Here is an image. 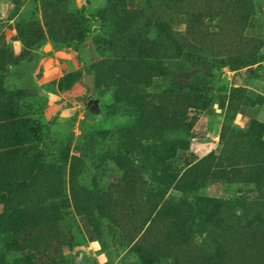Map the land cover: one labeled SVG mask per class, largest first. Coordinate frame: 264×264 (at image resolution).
I'll use <instances>...</instances> for the list:
<instances>
[{"label": "rangeland", "instance_id": "rangeland-1", "mask_svg": "<svg viewBox=\"0 0 264 264\" xmlns=\"http://www.w3.org/2000/svg\"><path fill=\"white\" fill-rule=\"evenodd\" d=\"M132 88L190 94L181 124L141 122ZM237 130L264 142V0H0V264H176L160 218L145 231L167 200L192 206L188 262L264 243V172H227L256 158ZM209 152L223 165L183 172ZM228 204L241 226H212Z\"/></svg>", "mask_w": 264, "mask_h": 264}, {"label": "trees", "instance_id": "trees-1", "mask_svg": "<svg viewBox=\"0 0 264 264\" xmlns=\"http://www.w3.org/2000/svg\"><path fill=\"white\" fill-rule=\"evenodd\" d=\"M166 10L171 8L170 4H166ZM135 11L131 10L128 14H132L131 17L135 16ZM161 34L163 36L164 41L166 42L167 46L170 47V51L173 52V54H179L181 53L180 44L185 40V34H183L179 30H175L172 28L170 24L163 23L161 27ZM87 30L81 31L76 35L75 40L77 42L82 41L86 37ZM127 58H130L131 62H133L134 67L137 68V64L139 63L137 55L133 54V56H129ZM134 86V82L131 83ZM135 87V86H134ZM131 102L133 103L136 110V117H139L141 122H148L147 120H150L151 123H159L162 125V127L168 125L169 122L173 121L178 125L181 124V121L185 115V106H187L190 102V94L188 93H182L178 92L176 90H168L166 95L160 99L158 103H154L148 99V97L140 92L138 89H131ZM177 101H182L183 107L176 112L173 109L172 103H175ZM143 122V123H144ZM165 126V127H166ZM35 133L37 134V137L40 139L39 130L37 128L34 129ZM165 130V128H164ZM240 137L243 136L244 139L248 140V144H251L249 148H251L252 145L257 144L256 146V158H253L250 161H244L241 159H234L232 162H230V168L228 169V174L230 173H238L242 176H250L254 173H263L264 172V142L260 141L259 139H251L249 138L248 134L245 132H242L240 130H237L236 132ZM223 157L221 155H214L213 153L209 152L202 156L198 161L195 163L189 164L186 166V169H184L185 174H189L195 169H200V171L204 170V168H200L202 166H208L210 169V166L218 167L220 165H223ZM188 168V169H187ZM184 174V176H185ZM121 184V183H119ZM256 184H258L256 182ZM193 185H195L193 183ZM119 189V185H116ZM10 188H4L2 192H0V197L4 196L5 193H9ZM209 201V200H206ZM217 202V201H216ZM225 202V201H224ZM219 215V213H218ZM214 219L210 218L209 222L213 225H216L217 219L220 220V228L224 226V228L236 226H241V215H235L234 211L232 209V206L230 204L225 207L224 211H220V215L218 218H216V213H213ZM194 215L192 213V206L190 202H186L184 200H179L177 202L167 200L165 202H162L160 204V208L155 212L154 216L150 218V213L146 215V219L150 218L148 226L145 228V231L149 229L152 222H155L158 218V223L160 226H158L163 234L162 238L165 237L166 244H165V251L168 255H170V258L175 259L176 264H199L197 262H188L186 259L187 253L192 252L190 243V236H189V230L193 227ZM216 233V232H215ZM144 234L140 235L137 240L141 241ZM212 238V241L214 243H220L224 241V236L221 234V232H217L214 234ZM246 239L244 237L234 236V237H226L224 242H226V245H228V251H227V263L226 264H241L239 260H234L232 257L233 254V247L239 246L240 243H242V247L249 242L250 246L254 249L251 253V255H248L249 260L252 259V255L256 254V262L255 264H264V243H259L255 240H243ZM179 242V245L177 242ZM242 241V242H241ZM231 242V243H230ZM248 243V244H249ZM177 244L179 247V253L176 252L173 254L174 251V245ZM256 244V246H255ZM232 248V249H230ZM183 252V254H181ZM238 257H240L242 251L241 249L237 250ZM172 253V254H171ZM204 255L202 256V258ZM249 260L247 262L249 263ZM245 263V262H243ZM242 263V264H243ZM217 264V263H215ZM225 264V263H224Z\"/></svg>", "mask_w": 264, "mask_h": 264}]
</instances>
